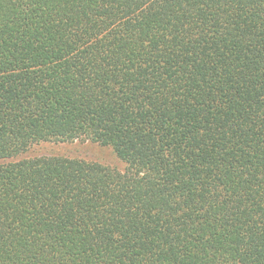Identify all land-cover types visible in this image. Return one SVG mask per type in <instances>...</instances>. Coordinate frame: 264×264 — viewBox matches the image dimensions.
Here are the masks:
<instances>
[{
	"label": "trees",
	"instance_id": "obj_1",
	"mask_svg": "<svg viewBox=\"0 0 264 264\" xmlns=\"http://www.w3.org/2000/svg\"><path fill=\"white\" fill-rule=\"evenodd\" d=\"M0 264H264V0H0Z\"/></svg>",
	"mask_w": 264,
	"mask_h": 264
},
{
	"label": "rangeland",
	"instance_id": "obj_2",
	"mask_svg": "<svg viewBox=\"0 0 264 264\" xmlns=\"http://www.w3.org/2000/svg\"><path fill=\"white\" fill-rule=\"evenodd\" d=\"M44 153L63 154L81 157L88 160H97L119 168H124L125 166V164L116 157L111 147L102 146L89 140H77L73 143H45L33 147L28 152L29 155Z\"/></svg>",
	"mask_w": 264,
	"mask_h": 264
}]
</instances>
